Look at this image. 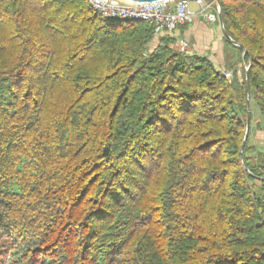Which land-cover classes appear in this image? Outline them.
<instances>
[{
    "label": "trees",
    "instance_id": "1",
    "mask_svg": "<svg viewBox=\"0 0 264 264\" xmlns=\"http://www.w3.org/2000/svg\"><path fill=\"white\" fill-rule=\"evenodd\" d=\"M219 4L264 116V0ZM152 31L0 0V264H264L245 68L228 80Z\"/></svg>",
    "mask_w": 264,
    "mask_h": 264
},
{
    "label": "built area",
    "instance_id": "2",
    "mask_svg": "<svg viewBox=\"0 0 264 264\" xmlns=\"http://www.w3.org/2000/svg\"><path fill=\"white\" fill-rule=\"evenodd\" d=\"M87 2L104 18L147 22L152 27L153 40L167 36L174 37L173 34L177 28L192 22L196 15H200L204 20L217 23L220 26L218 19L219 0H212L209 3L205 0L131 1L127 3L118 0H87ZM192 2L196 5V9H192ZM177 44L180 51L186 50L187 43L185 40H178ZM241 64L239 68H246L245 65L241 66ZM221 73L228 80L233 77L231 70H223ZM238 79L242 80L241 73H238Z\"/></svg>",
    "mask_w": 264,
    "mask_h": 264
},
{
    "label": "crops",
    "instance_id": "3",
    "mask_svg": "<svg viewBox=\"0 0 264 264\" xmlns=\"http://www.w3.org/2000/svg\"><path fill=\"white\" fill-rule=\"evenodd\" d=\"M191 7L196 9V5L193 2ZM173 35L176 44L181 39L186 41L185 51L187 54L203 56L221 71L230 70L234 66L238 70L240 67L241 62H239L237 53L236 55L234 54L235 49L233 46L224 40L218 28H214L200 15H196L193 21L187 25L179 26ZM158 39L160 40V38ZM238 73H240V70H238Z\"/></svg>",
    "mask_w": 264,
    "mask_h": 264
},
{
    "label": "rangeland",
    "instance_id": "4",
    "mask_svg": "<svg viewBox=\"0 0 264 264\" xmlns=\"http://www.w3.org/2000/svg\"><path fill=\"white\" fill-rule=\"evenodd\" d=\"M207 3L211 2L212 0H205ZM214 28H218V30L220 31V33L222 34V30L221 27L217 24V23H212L209 22ZM187 25V24H186ZM223 36V34H222ZM224 37V36H223ZM158 43L155 42V40L152 41L151 43V47H155V45H157ZM231 44V43H229ZM177 48L178 47V44ZM233 46V48L235 49L234 54L238 55V50L234 47L233 44H231ZM180 50V49H179ZM186 52V51H184ZM244 64H241V66ZM240 70V68L238 69ZM260 127V130L256 129V126L258 128V125ZM260 138V139H259ZM264 116H262L257 108V106L251 102L250 104V136H249V142L252 144H255V146L257 147V149L259 150H264ZM262 141V143H261Z\"/></svg>",
    "mask_w": 264,
    "mask_h": 264
},
{
    "label": "water",
    "instance_id": "5",
    "mask_svg": "<svg viewBox=\"0 0 264 264\" xmlns=\"http://www.w3.org/2000/svg\"><path fill=\"white\" fill-rule=\"evenodd\" d=\"M118 1H121V2H153V1H158V0H118ZM218 19H219V24H220V27H221V30H222V34L224 37L226 38H229L230 37L228 36V34L226 33L225 29H224V26H223V16H222V11L221 9L219 10V13H218ZM155 41L158 43L159 42V39L156 38ZM234 44L238 47H241L242 46L238 43H235ZM249 69H250V66H246L245 68V91H246V106H247V116H246V126H245V133H244V137H243V141H242V144H241V151L246 143V140L248 138V132H249V128H250V105H249V98H248V91H249V88H248V75H249Z\"/></svg>",
    "mask_w": 264,
    "mask_h": 264
}]
</instances>
